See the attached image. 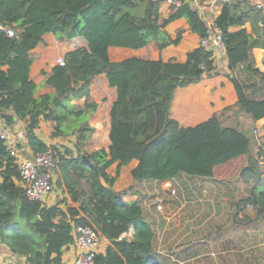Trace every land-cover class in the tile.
<instances>
[{
    "label": "trees",
    "instance_id": "obj_1",
    "mask_svg": "<svg viewBox=\"0 0 264 264\" xmlns=\"http://www.w3.org/2000/svg\"><path fill=\"white\" fill-rule=\"evenodd\" d=\"M161 1L0 0V107L28 122L27 139L35 153L52 151L57 187L64 191L61 202L50 206L31 199L21 184L16 159L0 140V241L28 264H63L78 225L94 228L110 242L105 253L96 254L95 264H162L151 256L155 233L142 205L124 199L133 186L114 188L120 167L134 159L138 160L132 170L135 180L168 181L186 173L228 181L239 175L264 185L259 160L251 157L253 138L223 125V112L189 127L171 116L178 87L219 72L212 50L203 46L191 51L185 62L162 59V50L182 37L179 33L172 38L165 30L170 22L184 17L202 38L209 36V26L193 0H182L167 18L161 17ZM238 22L231 4L225 3L215 25L223 32L238 106L256 122L264 117V92L262 99H253L248 85L234 72L246 63V69L263 83L264 73L252 65L248 31L229 30ZM8 29L16 35L10 36ZM47 33L60 40L82 36L88 47L69 51L65 65L43 71V87L55 92L37 98V85L30 77L31 51ZM102 73L117 88L110 110V145L86 152L93 132L88 118L98 106L91 100L90 84ZM81 97H85L83 106L72 104ZM42 117L54 122V136L76 133L75 150L40 139L35 129ZM116 162V175L111 176L108 169ZM68 200L78 204L60 206ZM242 201L255 207L254 220L264 218V189L253 187ZM131 229L133 236L124 237Z\"/></svg>",
    "mask_w": 264,
    "mask_h": 264
},
{
    "label": "crops",
    "instance_id": "obj_2",
    "mask_svg": "<svg viewBox=\"0 0 264 264\" xmlns=\"http://www.w3.org/2000/svg\"><path fill=\"white\" fill-rule=\"evenodd\" d=\"M264 0H193L192 5L200 13L208 26L215 27V20L221 13L225 3L231 4L233 15L241 22L231 25L229 30L236 32L245 28L248 31L253 48L250 52L253 58L252 65L264 73V18L257 9V3ZM174 7L169 1L162 0L160 14L167 18ZM165 30L176 38L179 33L182 37L178 44H171L162 50L164 61L174 60L185 62L188 54L201 46L200 35L190 29L186 18L181 17L170 22ZM80 47H88L84 37L60 40L54 34L47 33L41 43L31 53L33 62L30 67V77L36 83L37 98L55 92L54 88L43 87V71L57 65V58ZM212 50V59L218 74L205 77L198 83L185 87H178L174 92L171 103V116L180 126H196L216 113H222L223 125L232 126L242 130L253 138L251 157L258 158L260 171H264V117L254 122L249 115L240 110L238 94L234 83L229 78L230 73L225 50ZM246 63H240L234 75L244 84L248 85L247 93L253 99H262L264 83L257 74L246 69ZM7 67H4L6 69ZM91 100L97 103L96 110L88 118L93 128L89 145L84 148L92 152L110 145L109 133L111 127L110 110L117 98V88L110 86L107 75L102 73L96 76L90 84ZM85 97L72 100V104L83 106ZM8 114L16 116L11 123L1 116L0 122L8 126L17 141L19 157L30 158L35 152L27 139L26 120L18 117L14 111L4 109ZM257 130V133L255 132ZM54 122L41 118L36 134L50 146L69 147L75 150L74 144L77 134L54 136ZM101 144V145H100ZM246 160L245 165H247ZM134 159L127 165L120 167V173L114 184L117 191L133 186L131 192L124 196L128 202L139 201L142 205L144 218L154 230L153 249L151 256L162 264H243V241L245 238L254 239L255 242L264 241V218H256V210L242 209V200L247 198L253 187L262 191L256 179H244L236 175L226 181L214 177H202L179 173L168 181L150 182L151 180H135L132 170L137 166ZM118 162L114 163L108 173L116 175ZM264 182V174L262 175ZM0 177V181H1ZM160 181V180H159ZM151 188L155 192L150 191ZM168 191V192H167ZM149 192H152L151 194ZM64 191L55 189L44 203L54 205L63 199ZM154 198L157 203L155 204ZM67 204L76 205L68 200L60 203L65 208ZM226 205L231 207L226 213ZM250 207V203L246 204ZM252 208L255 207L251 204ZM242 213H249L250 219L244 220ZM251 222V223H250ZM250 228L244 230V224ZM247 231V232H246ZM133 229L123 236L131 238ZM110 242L101 237L98 252L105 253ZM229 245V247H228ZM79 252V248L70 243L63 255V264H72ZM233 254L234 257H227ZM0 264H28L26 258L16 255L9 246L0 241ZM155 264V263H152ZM252 264H255L252 262Z\"/></svg>",
    "mask_w": 264,
    "mask_h": 264
},
{
    "label": "built area",
    "instance_id": "obj_3",
    "mask_svg": "<svg viewBox=\"0 0 264 264\" xmlns=\"http://www.w3.org/2000/svg\"><path fill=\"white\" fill-rule=\"evenodd\" d=\"M173 6H180L182 0H167ZM257 9L264 18V2L257 3ZM10 36L16 35L14 29H8ZM201 46L208 49L213 47L217 50H225L223 32L218 27H209V36L201 39ZM58 65H65V57L57 58ZM257 133V130H255ZM0 140L6 146L8 153L16 159L18 170L21 176V184L26 194L35 200L45 202L52 194L54 188V168L56 165L54 154L51 150L37 152L33 157L21 158L17 141L11 129L0 122ZM252 207V206H251ZM73 243L79 248V252L73 259L72 264H95V256L98 253L101 236L89 226H75Z\"/></svg>",
    "mask_w": 264,
    "mask_h": 264
},
{
    "label": "rangeland",
    "instance_id": "obj_4",
    "mask_svg": "<svg viewBox=\"0 0 264 264\" xmlns=\"http://www.w3.org/2000/svg\"><path fill=\"white\" fill-rule=\"evenodd\" d=\"M87 145H89V144H87ZM55 174L56 173L54 172V188H53V191L55 189H58V187H57V176L55 177ZM150 180H151L150 182H161V181L155 180V179H150ZM150 191L155 192V189L151 188ZM152 192H149V193L151 194ZM154 201H155V204H156L157 201H156L155 198H154ZM246 204L247 203H242V206H243L242 209L245 208L246 210H250V211L255 210L254 208L251 209L252 208L251 204H250V207H248ZM226 206H227L225 208L226 213L229 214V216L230 215L232 216L233 212H231V213L229 212L228 213L229 208H230V211H231V207L229 205H226ZM242 214L244 216L243 217L244 220L250 219V217L248 216L249 213H242ZM249 221H251V219ZM250 223L249 224H244V230H247V229L250 228ZM243 246H244V250H245V251H243V256H242L243 264H252V262L255 263V264H264V241L263 242H255L254 239L245 238L244 241H243ZM228 247H229V245H228ZM229 256L231 258L234 257L233 254L229 255V252H228L227 253V257L229 258Z\"/></svg>",
    "mask_w": 264,
    "mask_h": 264
},
{
    "label": "water",
    "instance_id": "obj_5",
    "mask_svg": "<svg viewBox=\"0 0 264 264\" xmlns=\"http://www.w3.org/2000/svg\"><path fill=\"white\" fill-rule=\"evenodd\" d=\"M1 116L6 120V122L11 123V121L16 119V116L8 114L4 111V108L0 107Z\"/></svg>",
    "mask_w": 264,
    "mask_h": 264
}]
</instances>
